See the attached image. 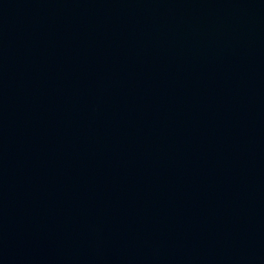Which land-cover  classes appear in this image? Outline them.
<instances>
[{
  "label": "water",
  "instance_id": "95a60500",
  "mask_svg": "<svg viewBox=\"0 0 264 264\" xmlns=\"http://www.w3.org/2000/svg\"><path fill=\"white\" fill-rule=\"evenodd\" d=\"M0 264H264V0H0Z\"/></svg>",
  "mask_w": 264,
  "mask_h": 264
}]
</instances>
